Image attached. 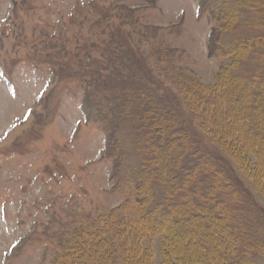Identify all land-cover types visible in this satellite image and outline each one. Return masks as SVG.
<instances>
[{
  "label": "rangeland",
  "instance_id": "1",
  "mask_svg": "<svg viewBox=\"0 0 264 264\" xmlns=\"http://www.w3.org/2000/svg\"><path fill=\"white\" fill-rule=\"evenodd\" d=\"M215 2L0 0V264H52L78 228L104 231L114 212L138 217L137 187L123 180L140 169L137 119L148 106L232 164L264 210V189L202 131L186 93L231 63L216 44L233 23ZM142 241L149 264H162V237ZM247 257L264 264V247Z\"/></svg>",
  "mask_w": 264,
  "mask_h": 264
},
{
  "label": "trees",
  "instance_id": "2",
  "mask_svg": "<svg viewBox=\"0 0 264 264\" xmlns=\"http://www.w3.org/2000/svg\"><path fill=\"white\" fill-rule=\"evenodd\" d=\"M215 1L214 12L233 23L231 39L220 33L216 44L231 63L221 67L213 86L194 85L186 93L192 108L204 112L202 131L264 189V0ZM241 29L251 35L240 36ZM137 120L144 157L123 182L137 187L138 217L126 220L114 212L101 219L108 224L104 231L78 228L52 264H149L142 240L152 236L162 237V264H247V255L264 247L256 224L257 211L264 210L234 166L200 148L168 114L148 106Z\"/></svg>",
  "mask_w": 264,
  "mask_h": 264
}]
</instances>
